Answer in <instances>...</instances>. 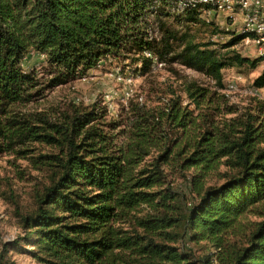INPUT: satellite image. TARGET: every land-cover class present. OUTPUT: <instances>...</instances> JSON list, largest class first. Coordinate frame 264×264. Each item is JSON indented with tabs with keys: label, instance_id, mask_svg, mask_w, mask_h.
Returning <instances> with one entry per match:
<instances>
[{
	"label": "trees",
	"instance_id": "1",
	"mask_svg": "<svg viewBox=\"0 0 264 264\" xmlns=\"http://www.w3.org/2000/svg\"><path fill=\"white\" fill-rule=\"evenodd\" d=\"M197 18L177 0H0V153L29 142L53 149L33 156L48 180L34 193L35 209L21 216L37 262L264 264V101L239 114L230 108L236 115L219 121L193 115L179 96L161 107L135 104L119 143L98 126L107 111L94 103L72 104L55 119L12 112L101 62L129 60L140 74L179 64L218 88L224 68L262 62L229 50L240 33L220 45L198 40L196 28L225 30ZM30 52L42 57L40 69H23ZM252 86H264V66ZM183 91L198 109L214 95L196 82ZM175 171L191 185L188 207L171 187ZM186 236L209 250H183L177 242ZM13 243L1 245L0 264H15Z\"/></svg>",
	"mask_w": 264,
	"mask_h": 264
},
{
	"label": "rangeland",
	"instance_id": "2",
	"mask_svg": "<svg viewBox=\"0 0 264 264\" xmlns=\"http://www.w3.org/2000/svg\"><path fill=\"white\" fill-rule=\"evenodd\" d=\"M197 19L204 21L201 16ZM211 21L225 32L221 36L214 35L211 27L206 29L202 26L194 30L198 40H211L220 45L228 41L231 33L237 32L240 27V15H234L229 19L223 15L212 16ZM229 50H234L250 59L257 57L253 44L238 42ZM122 63L124 64L115 61L101 62L96 68L90 69L85 77L55 87L45 92V96L35 102L16 105L12 108V112L21 115L43 112L51 119H55L62 110L72 104L85 108L94 103L96 107H105L107 111L101 120L104 124L100 123L98 126L110 135L116 134L119 143L121 139L119 131L127 129L131 124L132 107L135 104L146 108L161 107L170 98L179 96L182 105L191 109L193 115L211 113L214 121H219L236 115L235 112H226L230 108L237 110L239 114L240 111L254 105L257 100L264 101L255 94L252 86L254 78L262 70V62L254 68L248 64L224 68L223 88H218L204 74L179 64L170 66L158 64L150 72L140 74L132 70V65H128L129 60ZM42 66V57L33 52L23 60V69L26 71L40 69ZM189 82H196L208 88L210 93L214 92L209 108L198 109L188 102L183 88ZM109 122H116L119 125L116 128L105 125ZM165 129L169 130V127L165 126ZM51 151L53 149L44 144L29 142L0 153V247L5 242L18 243H13L9 251V257L15 264H41L32 257L31 244L22 239L25 229L21 226V216L35 209L34 193L48 180L45 167L34 163L33 156ZM151 151V153L155 152L153 149ZM214 179L212 178L211 182ZM169 180L171 187L183 194L182 202L188 207L194 195L189 180L176 171L169 175ZM258 219L254 215H246L244 218L245 221ZM185 238L177 242L183 250L192 251L196 255L209 250L208 245L206 247L204 243H191L189 245L192 247H186L184 243L187 242V236Z\"/></svg>",
	"mask_w": 264,
	"mask_h": 264
},
{
	"label": "built area",
	"instance_id": "3",
	"mask_svg": "<svg viewBox=\"0 0 264 264\" xmlns=\"http://www.w3.org/2000/svg\"><path fill=\"white\" fill-rule=\"evenodd\" d=\"M177 7L180 11L195 10L206 22L211 21L212 16L223 15L229 19L240 15L237 33L244 35L240 42L253 44L264 66V0H177ZM253 89L264 99V86ZM184 244L190 247L187 242Z\"/></svg>",
	"mask_w": 264,
	"mask_h": 264
}]
</instances>
